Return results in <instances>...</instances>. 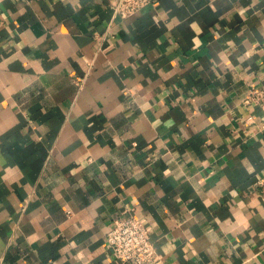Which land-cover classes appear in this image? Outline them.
<instances>
[{
    "label": "crops",
    "instance_id": "crops-1",
    "mask_svg": "<svg viewBox=\"0 0 264 264\" xmlns=\"http://www.w3.org/2000/svg\"><path fill=\"white\" fill-rule=\"evenodd\" d=\"M263 82L264 0H0V264H264Z\"/></svg>",
    "mask_w": 264,
    "mask_h": 264
},
{
    "label": "built area",
    "instance_id": "built-area-1",
    "mask_svg": "<svg viewBox=\"0 0 264 264\" xmlns=\"http://www.w3.org/2000/svg\"><path fill=\"white\" fill-rule=\"evenodd\" d=\"M151 0H109L115 16L127 18L147 6ZM81 78L76 79L80 87ZM243 102L258 106L264 112V82L251 86ZM106 242L118 264H165L150 238V228L133 210L122 211L114 218Z\"/></svg>",
    "mask_w": 264,
    "mask_h": 264
}]
</instances>
